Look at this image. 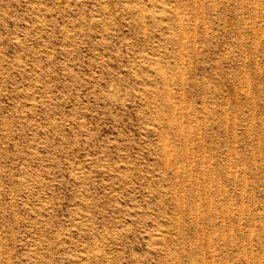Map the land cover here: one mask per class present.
I'll use <instances>...</instances> for the list:
<instances>
[{
    "label": "rangeland",
    "instance_id": "374dc122",
    "mask_svg": "<svg viewBox=\"0 0 264 264\" xmlns=\"http://www.w3.org/2000/svg\"><path fill=\"white\" fill-rule=\"evenodd\" d=\"M0 264H264V0H0Z\"/></svg>",
    "mask_w": 264,
    "mask_h": 264
}]
</instances>
